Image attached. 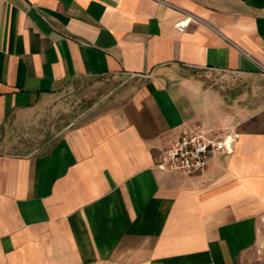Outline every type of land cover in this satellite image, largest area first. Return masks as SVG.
<instances>
[{
	"label": "crops",
	"instance_id": "0c3cea01",
	"mask_svg": "<svg viewBox=\"0 0 264 264\" xmlns=\"http://www.w3.org/2000/svg\"><path fill=\"white\" fill-rule=\"evenodd\" d=\"M169 3L203 21L177 30ZM206 67L264 76V0H0V264H264V90ZM106 75L134 92L43 149L16 139ZM198 128L239 135L202 171L157 165Z\"/></svg>",
	"mask_w": 264,
	"mask_h": 264
},
{
	"label": "rangeland",
	"instance_id": "374dc122",
	"mask_svg": "<svg viewBox=\"0 0 264 264\" xmlns=\"http://www.w3.org/2000/svg\"><path fill=\"white\" fill-rule=\"evenodd\" d=\"M194 76L220 90H225L232 82L239 80L245 82L252 91L264 90V76L239 78L228 71L208 67L195 70ZM136 85L134 77L124 75L77 78L68 84L58 98L27 118L32 125L18 127L19 137L16 139L32 140L38 134L37 139L43 149L47 141L65 129L80 125L124 101L134 92ZM43 140L46 141L44 144L41 142Z\"/></svg>",
	"mask_w": 264,
	"mask_h": 264
},
{
	"label": "built area",
	"instance_id": "2783aa9c",
	"mask_svg": "<svg viewBox=\"0 0 264 264\" xmlns=\"http://www.w3.org/2000/svg\"><path fill=\"white\" fill-rule=\"evenodd\" d=\"M170 5L185 14L184 18L175 23L179 31H184L191 22L203 21L200 16L186 9L179 8L174 4ZM238 135L239 133H234L231 136L220 132L209 135L200 128L187 130L169 142L157 165L172 172L193 173L202 171L216 155L224 151L231 152Z\"/></svg>",
	"mask_w": 264,
	"mask_h": 264
}]
</instances>
